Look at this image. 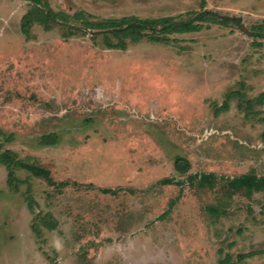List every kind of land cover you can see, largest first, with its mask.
<instances>
[{
	"label": "rangeland",
	"instance_id": "374dc122",
	"mask_svg": "<svg viewBox=\"0 0 264 264\" xmlns=\"http://www.w3.org/2000/svg\"><path fill=\"white\" fill-rule=\"evenodd\" d=\"M124 17L186 30L98 28ZM245 174L264 0H0V264H264V191L227 188Z\"/></svg>",
	"mask_w": 264,
	"mask_h": 264
},
{
	"label": "trees",
	"instance_id": "16d2710c",
	"mask_svg": "<svg viewBox=\"0 0 264 264\" xmlns=\"http://www.w3.org/2000/svg\"><path fill=\"white\" fill-rule=\"evenodd\" d=\"M133 18H129V17H124L121 20H118L119 22H112L109 23L108 25L104 24V27H98L99 29H108L109 26H111L109 29H113L112 31L115 34L118 35H126V34H137L138 36H142L143 35V30H147L150 28V30L152 29L153 33L155 35H150V39L157 41V42H162L164 41V33H168V32H173V31H179V30H186L184 29V24H181L179 26V24L174 25L170 20H166V19H154V20H136ZM26 22V21H25ZM108 22H110V20H108ZM91 27V26H89ZM156 27H160V31L161 32H155L156 30H154ZM163 32V36L161 37L159 34ZM145 35V34H144ZM47 143L50 142H55V138L52 139H44ZM4 155V154H3ZM2 155V156H3ZM1 156V157H2ZM8 157H11L12 154L7 155ZM9 159V158H8ZM6 161V160H5ZM10 160H8L7 165L9 168H14L15 166L19 167V168H26L30 171H32L33 173H35L36 175H43L46 174L47 172L45 170L33 167L31 164H26L22 161L19 160H15L13 159L11 162H9ZM15 165V166H11ZM174 167L176 169V171H178L180 174H184L188 171L190 164L188 162V160H186L185 158L182 157H177L175 159L174 162ZM9 175H11V172H9ZM167 179H164V181L166 182ZM46 181H48L50 184H54L56 185V183L51 180V179H47ZM227 188H229L232 191H240V190H244V192L247 195H250L252 192H258V191H264V177H256L253 174H245L242 176H239L237 178H233L230 179L227 182ZM105 192H109V190H105Z\"/></svg>",
	"mask_w": 264,
	"mask_h": 264
}]
</instances>
